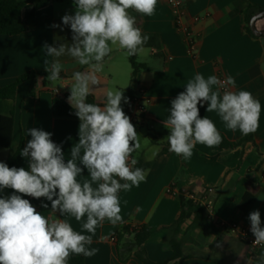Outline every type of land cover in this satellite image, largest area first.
<instances>
[{
  "label": "crops",
  "instance_id": "0c3cea01",
  "mask_svg": "<svg viewBox=\"0 0 264 264\" xmlns=\"http://www.w3.org/2000/svg\"><path fill=\"white\" fill-rule=\"evenodd\" d=\"M65 3L68 2L49 4L32 17V5H26L22 18L28 23V30L14 36L0 34V88L25 73L46 71L44 61L53 58L46 55L45 43H71V30L62 25L61 18L66 13L74 14L75 7ZM184 4L187 22L196 36L194 56L188 54L184 36L177 31L166 0H158L151 17L129 10L136 17V26L142 34L154 36L157 40L156 45L144 46V51L137 55L138 62L146 67L140 69L132 80L129 56L113 46L102 71L97 73L101 83L93 87L95 102L103 105L104 90H123L128 98V103L121 102L126 115L132 96L140 89L144 90L148 100L144 121L135 126L141 147L132 156L137 161L150 163V166L139 187L119 193L123 222L113 226L105 221L97 228L91 247L99 251L90 258L82 256L85 264H145L134 252L126 260L120 259L115 236L125 225L146 226L153 230L142 247L148 260L159 263L170 259L173 251L169 241L175 237L170 227L182 212L181 193L192 194L193 201L200 204L208 196L209 189L215 190L211 214H203L217 230H222L224 224H236L254 237L248 219L254 210L260 211L264 226V40L248 33L244 15V11L251 7L263 11L264 0H184ZM197 14H208V17L192 23ZM53 25H61L63 31ZM256 27L264 30V18L257 20ZM60 59L64 64L61 79L51 82L45 77H37L19 84L14 99H0V116L13 113V140L18 141L22 136L24 147L31 139L27 134L29 128L53 133L52 140L57 144L63 142L65 158L68 159L72 145L78 140L79 119L55 117L52 100L57 93L70 94L72 73L86 71L87 67L77 65L69 57ZM196 73L205 78L232 76L236 82L232 90L250 91L261 103V115L259 128L249 134L251 139L241 146L225 149L220 145L208 148L197 144L192 157L184 160L169 151L165 135L169 130L163 121L170 114L171 100L185 90V85ZM206 107L207 104L200 108V115L212 119L226 140L238 142L245 137L239 130H228L215 112H206ZM7 157L8 150L0 148V161L7 163ZM13 166L27 168L28 160L22 157ZM87 178L85 171L78 179ZM249 189L254 193L250 204L243 208L242 199ZM12 191L5 189L0 196L11 195ZM42 201L48 203L49 208L41 207ZM32 204L43 215L51 214L50 202L43 198ZM193 220L194 213L191 212L176 236L183 242L184 257L173 264H256L260 253L247 243L228 230H223L221 237L212 228L205 232L202 226L189 231ZM71 223L74 229L81 231L82 222L72 219Z\"/></svg>",
  "mask_w": 264,
  "mask_h": 264
},
{
  "label": "clouds",
  "instance_id": "9594fccd",
  "mask_svg": "<svg viewBox=\"0 0 264 264\" xmlns=\"http://www.w3.org/2000/svg\"><path fill=\"white\" fill-rule=\"evenodd\" d=\"M73 4L74 14L61 18L71 30V43H45L43 49L53 58L44 61L48 81L61 79L62 57L87 67L72 73L68 97L79 119L78 140L66 159L63 142H54L53 133L29 128L31 139L20 151L28 160L27 168L0 161V192L13 190L0 196V264H69L73 256H95L99 249L91 245L97 228L105 221L113 226L123 222L119 193L146 179V170L135 167L138 161L132 156L141 143L121 106L122 100L128 103L123 90H104L103 105L87 98L101 83L97 73L113 46L129 57L144 51L150 37L142 34L129 10L151 17L158 0H73ZM235 83L232 76L221 80L200 73L187 82L171 100L170 114L163 121L170 152L188 160L197 144L215 148L222 143L214 121L200 115L205 104L206 112H215L228 130L245 136L257 131L261 103L250 91L232 90ZM85 171L88 178L78 179ZM23 197L50 202L51 214L43 215ZM41 207L47 209L49 204L42 201ZM72 219L82 222L81 231L73 228ZM248 219L254 243L264 245L260 211H252ZM256 264H264V251Z\"/></svg>",
  "mask_w": 264,
  "mask_h": 264
},
{
  "label": "trees",
  "instance_id": "16d2710c",
  "mask_svg": "<svg viewBox=\"0 0 264 264\" xmlns=\"http://www.w3.org/2000/svg\"><path fill=\"white\" fill-rule=\"evenodd\" d=\"M67 0H0V34L14 36L24 33L28 30V23L22 18V10L26 5H32V11L30 16H34V13L52 3H60ZM261 11L257 8H248L244 11L245 15V28L248 33L254 37H256L250 29V21L252 16L257 12ZM150 39L144 45H156L157 40L154 36H149ZM264 40V37H262ZM129 61L132 68V80H134L135 76L139 72L140 69L146 67L145 64H141L138 62L137 55L133 57H129ZM47 71H31L25 73L18 77L14 82L0 88V99L3 100H11L14 99L17 87L19 84L30 80L35 79L37 77H47ZM46 85V81L44 82ZM70 94L68 93H57L54 95L52 100V113L55 117H66V118H76L74 115V109L68 102V97ZM87 102L96 103L95 99L92 95L87 98ZM13 130H14V116L13 113L10 115H2L0 116V148L8 150L7 164L9 166H13L18 164L22 156L20 155V151L24 148V138L21 136L18 141L13 140ZM169 132H166L165 135H168ZM223 140L220 144L221 148L225 149H233L241 146L244 142L251 139L250 135L243 137L238 142H230L226 140V138L222 135ZM163 150L162 152H165ZM150 166L148 162H142L138 160V163L135 167L147 169ZM254 193L253 189L247 190L245 196L242 199V206L245 208L250 204L252 194ZM182 212L179 217L174 221L170 229L174 234V238L170 239L169 243L171 249L173 251V255L170 259L154 263L145 255L144 249H142L146 240L151 236L153 230L146 226H138L133 227L131 225L123 226L115 236L116 248L121 260H126L127 257L131 253H135V255L140 258L145 264H173L176 261L182 259L184 257L182 247L183 242L176 239V236L179 234L181 230V226L184 221L191 216V212L194 213V220L191 226L189 227V231L194 229L195 227H201L205 232L208 229L212 228L214 232L217 233L219 237L223 235V230L227 231L226 227H223L222 230H217L214 226H212L209 217H205L203 214V208L200 204L196 203L191 199H187L183 193L180 194ZM258 253L264 251L255 250ZM69 264H85L84 258L82 256H73L69 262Z\"/></svg>",
  "mask_w": 264,
  "mask_h": 264
},
{
  "label": "built area",
  "instance_id": "2783aa9c",
  "mask_svg": "<svg viewBox=\"0 0 264 264\" xmlns=\"http://www.w3.org/2000/svg\"><path fill=\"white\" fill-rule=\"evenodd\" d=\"M171 14L174 19L175 27L177 31L181 32L184 36L185 43L188 46V54L194 56V48L196 42V36L193 31V28L189 22H187V12L184 4V0H166ZM208 17V14H197L192 18V23H197L202 19ZM220 79L223 80L225 77L220 76ZM148 100L145 98L144 90L140 89L138 93L134 94L130 100L128 116L130 117L131 122L134 126H137L144 121V114L147 107ZM264 181V175H263ZM170 191V190H169ZM208 196L201 200L200 205L203 208V212L207 215L211 214V211L215 202V190L209 189ZM187 199L194 200V196L190 193L184 195ZM31 203H35L38 200L29 197ZM223 227H226L227 230L234 235L237 239L248 244L253 250L264 249V245H256L254 243L255 238L246 230L245 228L239 227L236 224H224Z\"/></svg>",
  "mask_w": 264,
  "mask_h": 264
},
{
  "label": "water",
  "instance_id": "95a60500",
  "mask_svg": "<svg viewBox=\"0 0 264 264\" xmlns=\"http://www.w3.org/2000/svg\"><path fill=\"white\" fill-rule=\"evenodd\" d=\"M261 18H264V10L263 11H260L256 14H254L251 18V21H250V29H251V32L256 36V37H264V30H259L257 29L256 27V22L257 20L261 19Z\"/></svg>",
  "mask_w": 264,
  "mask_h": 264
},
{
  "label": "rangeland",
  "instance_id": "374dc122",
  "mask_svg": "<svg viewBox=\"0 0 264 264\" xmlns=\"http://www.w3.org/2000/svg\"><path fill=\"white\" fill-rule=\"evenodd\" d=\"M66 2H68V3H65V4L73 5V0H67ZM58 6H65V5H58Z\"/></svg>",
  "mask_w": 264,
  "mask_h": 264
}]
</instances>
